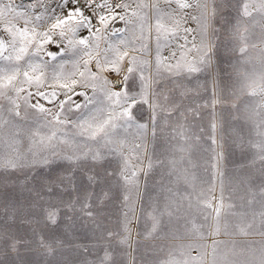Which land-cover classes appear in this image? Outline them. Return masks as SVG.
I'll return each instance as SVG.
<instances>
[{"label": "rangeland", "instance_id": "obj_1", "mask_svg": "<svg viewBox=\"0 0 264 264\" xmlns=\"http://www.w3.org/2000/svg\"><path fill=\"white\" fill-rule=\"evenodd\" d=\"M110 2L115 3L116 0ZM45 3L49 6L46 15H53L54 9L55 15L63 17L69 11L80 8L85 16H92L86 7L87 0H78L77 3L68 0L67 4L64 0H45ZM99 3H103V0H94L93 6ZM241 3L242 0H209L210 6L216 9L215 17L210 18L211 27L207 36V41L214 45L211 63L202 65L200 72L190 76L184 74L166 81L167 87L172 90L170 94L179 107L171 116L160 114L155 136L147 119V112L143 114L144 118L140 122L148 123L149 127L142 141L144 148L140 150L142 166L147 169L150 158L153 167L148 170L147 175L143 172L138 175V188L129 190L124 186L119 176L121 162L114 154L106 155L99 164L87 160L76 166L54 158L47 166L36 165L7 171L0 169V264H101L106 249L110 255L119 259L114 262L106 261L105 264H159L170 250L181 244H208L206 250L211 252L210 246L215 238L224 250L232 249L235 244L238 251L249 242L252 243L253 250L258 249L257 242L261 237L240 235L235 228L239 217L227 214L259 211L258 205L253 204L250 207L247 200L251 198L253 189H259L264 184L257 183L261 179L264 182V164L258 161L257 149L253 147L259 139L255 127L259 117L250 118L245 112V105L259 97H250L242 91L241 75L248 73L258 76L261 72L256 56L258 49L249 50L253 55L251 62L241 63L238 49L234 50L231 35ZM161 6L166 7L163 2ZM97 12L104 13L105 10L97 9ZM190 14L198 15V12L193 10ZM92 23L99 27L95 16H92ZM123 26L117 20L110 23L109 31L112 27ZM186 26L192 29L197 27L190 17ZM64 32L65 35L61 38L60 29H57L52 34L53 42L45 45L47 52L60 53L64 50L63 56L58 55L56 60H51L41 53L48 65L46 72L49 80L56 64L74 58L67 53L68 40L89 35L87 29L83 28L75 36L66 28ZM255 32L258 33L259 29ZM104 34L108 35L107 32ZM110 39L115 40L116 37ZM199 39L197 36V42ZM105 46L101 43L102 48ZM164 54L167 55V51ZM79 55L82 56L83 53L80 52ZM35 59L39 61L40 58ZM72 70L71 63L65 65V72ZM22 78L21 76L20 79ZM75 78L79 79L78 76ZM173 80L177 83H173ZM216 84L221 93L219 97L227 100V104L219 108L218 114L211 104L214 96L212 89L214 94ZM24 87L26 91L21 96L28 92L33 93L28 104L39 103L56 111V105L65 99L63 89L57 88L56 100L49 103L36 95L35 87ZM39 91L48 93L52 89L45 85ZM75 92H86L88 96H92L91 89L80 86L75 88ZM7 95L12 98L16 96L11 89L7 91ZM69 95H72L74 102L84 103L83 97L72 93ZM17 103L20 105V117L10 115L8 109L11 105L7 99L0 98V118L10 121V124L0 130V136L8 137L11 132L20 130L19 147L22 152H26L29 147L27 133L37 127V117H40V122H43V117L35 109L26 107L22 99H18ZM65 111L67 112V107ZM79 114L68 113L71 119ZM213 123L216 124L215 131L212 128ZM67 131L72 133L74 129L69 125ZM121 135L127 136L130 141L134 138L133 130L129 133L121 132ZM213 138L215 144L212 143ZM181 148L184 151H180ZM172 160L177 161V164L176 171L170 176L172 165L169 162ZM231 164L233 167L228 169ZM245 164L247 166L244 169ZM178 174L179 180L176 179ZM89 176L94 179L90 181ZM167 189H172L177 195L172 197ZM125 194L129 195L128 202L124 201ZM165 197L182 203V207L179 211L174 210L171 218L164 216L162 228L150 235L152 221L148 213L154 206L162 208ZM221 198L225 205H233L231 209H221V224L227 220L232 226L228 235L223 230L219 235H213L216 216L214 209ZM256 199L259 196L256 195ZM85 202L89 205L87 211L92 216L79 210ZM53 204L60 208L55 224L48 221L43 211L45 207ZM69 205L76 211L70 210ZM133 206L134 212L129 211ZM135 216L139 217V238L136 237V226L132 220ZM250 218L249 216L248 219ZM210 219L212 226L209 229ZM193 223L198 226L199 234L203 239H208L209 243L196 241L199 236L189 231ZM109 233L113 235L109 237ZM125 238L127 246L119 243ZM258 254L256 251L255 255ZM191 255L195 256L197 252L193 250Z\"/></svg>", "mask_w": 264, "mask_h": 264}, {"label": "snow or ice", "instance_id": "obj_2", "mask_svg": "<svg viewBox=\"0 0 264 264\" xmlns=\"http://www.w3.org/2000/svg\"><path fill=\"white\" fill-rule=\"evenodd\" d=\"M67 2L68 0H64L65 4ZM73 2L77 3L78 0ZM161 2L166 7H162ZM93 3L94 0H87L86 7L95 16L99 27L93 25L92 16H85L80 8H75L61 17L55 15L54 9L53 15H46L49 6L45 0H0V98L7 99L11 105L8 109L10 115L21 116L17 100L22 99L26 107L35 109L43 117V122L37 117V127L27 133L29 147L26 152H22L19 147L20 130L11 132L8 137L0 136V169L7 171L36 165L47 166L54 158L76 166L87 160L99 164L106 155L114 154L121 162L119 176L124 186L131 190L139 187L138 175L141 172L147 175L148 170L153 167L150 158L147 169L142 166L140 150L144 148L142 141L149 124L141 123L140 120L147 112V119L155 136L160 114L171 116L179 107L172 98V90L167 87L166 81L184 74L190 76L200 72L202 65L211 63L214 45L207 41V36L211 27L210 18L215 17L216 9L210 6L209 0H116L115 3L103 0V3L95 6ZM59 7L63 8L64 5ZM97 9H104L105 12H97ZM193 10L198 15H191ZM189 17L196 23V29L186 26ZM117 20L124 26L112 27L109 31L110 23ZM65 28L73 36L81 28L87 29L89 35L68 40L66 50L74 58L56 64L49 80L46 72L48 65L41 53L51 60L65 54L64 50L60 53L45 51V45L53 42L52 34L60 29L59 34L63 38ZM257 28L258 33L255 32ZM194 32L196 35H193ZM231 35L234 50L238 49L241 63L251 62L253 55L249 50L258 49L256 56L261 72L258 76L248 73L241 75L242 91L250 97H259L245 105V112L250 118L259 117L255 123L259 139L253 147L257 149L258 158L264 164V0H242ZM197 36L200 37L199 42ZM110 37L116 39L112 40ZM101 43L106 46L102 48ZM166 51L167 55L164 54ZM80 52L83 53L82 56L79 55ZM36 57L40 58L39 61ZM68 63H71L73 70L65 72V65ZM77 76L79 79L75 78ZM172 82L177 83L175 80ZM24 85L35 87L36 95L49 103L56 100L57 88L64 90L65 99L59 101L56 111L39 103L28 104L33 93L28 92L21 96L26 91ZM45 85L52 91H39ZM77 86L91 89L92 96H88L86 92H75ZM9 89L15 91V98L7 95ZM69 93L83 97L84 103L74 102ZM73 112L80 114L71 119L68 113ZM8 124L9 120L0 118V130ZM69 125L74 129L72 133L67 131ZM212 128L215 131V123ZM130 130L134 133L131 141L127 136L121 135V132L129 133ZM136 140L141 142L137 143ZM212 143H216L214 138ZM180 151L184 149L181 148ZM169 163L172 165V171L169 172L171 176L176 171L177 161L172 160ZM93 179L89 176L90 181ZM176 179H180L179 174ZM167 191L172 197L177 195L172 189ZM256 195L252 193L247 204L250 207L253 204L258 205L259 211L227 214L239 217L235 228L240 235L261 237L257 242L258 249L253 250L251 242L237 251L235 244L232 249L224 250L214 241L210 246L211 252H207L206 245L181 244L170 250L159 264H264V184L259 188V199H256ZM129 199V195L125 194L124 201L128 202ZM206 206L211 207L210 204ZM68 207L76 211L72 205ZM88 207L85 202L79 210L92 216L87 211ZM181 207L182 203L172 200L171 197H165L162 208L154 206L148 213L152 221L149 234L158 232L164 224L163 217L171 218L174 210L179 211ZM232 207V204L225 205L222 198L216 205L213 235H219L222 230L225 235L229 234L232 225L227 220L221 224L220 218L222 208ZM43 211L48 221L55 224L60 208L53 204L45 207ZM129 211L134 212V206ZM189 231L203 239L195 223ZM108 235L111 237L113 234ZM125 242L126 238L119 241L121 244ZM193 250L197 255H191ZM256 251L258 255H255ZM108 260L109 256L105 253L101 264Z\"/></svg>", "mask_w": 264, "mask_h": 264}, {"label": "crops", "instance_id": "obj_3", "mask_svg": "<svg viewBox=\"0 0 264 264\" xmlns=\"http://www.w3.org/2000/svg\"><path fill=\"white\" fill-rule=\"evenodd\" d=\"M220 94H221V93H220V91H218L217 84H216V86L214 87V94H213V89H212V95H214L215 98H214V96H213L212 99H211V104L213 105V107H215V113H216V114H218V112H219V108H220L222 105L227 104V100H225V99L219 97ZM213 101H215L216 103L214 104ZM258 161H259V159H258ZM246 166H247V164L244 165V169H245ZM232 167H233V165L231 164L230 168H228V167H227V168H228V169H231ZM226 171H227V170H226ZM243 177H244V178L246 177L245 172L243 173ZM260 179H261V178H260ZM257 183H258V185H259V184L264 183V182H263V180L261 179V181H260V180H257ZM253 188H254V185L252 186V189H253ZM251 193H256L257 196H258V193H259V189H258V187H257V189H253ZM132 220H133V222L135 223V226H136V237L139 238L138 236H141V235H139V233H138V231H139V229H138L139 217H138V216H135L134 218H132ZM211 226H212V220L210 219V220H209V229H210ZM196 241H207V242H208V239H200V238L198 237V238L196 239ZM213 241H217V239L215 238V239H213ZM208 243H209V242H208ZM123 245H126V246H127L126 243H123ZM206 245H208V244H206ZM105 253H107L108 256H109V260H108V261H112V262H114V261H117V260L119 259L118 257H114V256L110 255L108 249L105 250ZM121 257H123V254H121ZM123 259H124V258H123Z\"/></svg>", "mask_w": 264, "mask_h": 264}]
</instances>
